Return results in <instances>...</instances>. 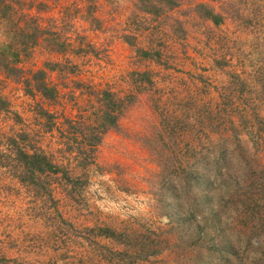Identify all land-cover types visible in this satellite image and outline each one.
Segmentation results:
<instances>
[{
	"label": "rangeland",
	"instance_id": "374dc122",
	"mask_svg": "<svg viewBox=\"0 0 264 264\" xmlns=\"http://www.w3.org/2000/svg\"><path fill=\"white\" fill-rule=\"evenodd\" d=\"M15 1L68 44L49 50L39 36L17 63L20 80L0 70V264L237 263L215 261L224 242L243 263L264 264V187L221 164L224 184L208 172L203 201L175 176L208 169L218 129L239 145L227 150L233 161L241 150L264 162V0H180L157 11L139 0ZM199 1L222 21L202 19ZM8 29L0 22V37ZM38 69L52 100L26 91L22 78ZM102 91L111 93L103 102ZM104 111L116 125L102 130ZM64 118L89 127L60 134ZM13 137L53 166L27 165ZM170 184L178 216L166 205Z\"/></svg>",
	"mask_w": 264,
	"mask_h": 264
},
{
	"label": "trees",
	"instance_id": "16d2710c",
	"mask_svg": "<svg viewBox=\"0 0 264 264\" xmlns=\"http://www.w3.org/2000/svg\"><path fill=\"white\" fill-rule=\"evenodd\" d=\"M35 1V0H34ZM144 2L143 8H158L157 10L164 8V3L167 4L169 8H172V6H177L180 4V0H158V4L156 5L153 3L152 0H139ZM17 3V6H14L11 0H0V22H4L8 26V36L3 34L0 37V70L5 73V75L12 76L16 80L21 79V73L22 69L17 66V63L21 60V58L26 57L29 54V51L31 47L37 42V39L39 36L42 37V40L45 41L44 47H46L49 50H62L65 46H67V42L65 40H62L60 38L61 33L59 30H51L48 28H41L37 24V21L34 17L29 16L27 13H24L22 11L21 5ZM195 11L196 9L203 10V13L201 11V14L199 15L202 17V19H209L213 23L218 24L223 19V14L221 12H217L213 10L210 6H207L205 2L199 1L195 3ZM145 12L146 9H144ZM57 63H52V66ZM44 71L41 69H38L31 78H22L25 82V87L27 88L26 91H35L39 93V96L42 97L45 100H52L55 96V90L53 87L48 86L46 82L43 80ZM33 80V81H31ZM103 93V91H102ZM111 95L110 92H104L101 95V100L103 102V99L109 98ZM7 107V102L4 101L0 97V110H5ZM41 112L46 115H44V120L48 123V129H51L53 126V121H50L51 119L47 115V111L41 110ZM105 117L104 121L102 120L101 123L97 125V127L102 130H105L107 128L113 127L116 125L115 122V116L113 114L108 113L107 111H104L102 113ZM107 116V117H106ZM115 124V125H114ZM61 125L63 126V131L59 130V133L62 134L65 132H69L71 130H76L77 133H79L77 130H81L82 127L88 128L87 123L84 122H75L70 121L67 118L62 119ZM219 126H222V121L217 122L215 125V130L218 129ZM74 128V129H73ZM80 128V129H78ZM221 134L220 130L218 129L217 132ZM60 133V134H61ZM220 134H217L219 140L217 142V150L215 151L214 155L212 156L213 160H207L202 166L207 167L208 169H204L202 171H198L195 168H188L187 170L182 172V175L180 178L176 174L175 176L178 178L177 183L181 182L182 188H186L189 191L192 188H199L200 187V199L203 201H206V195L204 193V190L207 189L209 185L211 184L209 176L212 175L208 172H214L215 173V179L217 177H220V179H217V182H215L216 187L223 186L224 184L222 178H221V164H232L235 163V166L238 165L239 167V174L238 175V181L245 182L247 180L252 181L251 184H255L258 186V188L262 189L264 187V178L262 177V173H264V162L260 163L257 160V157L254 156L253 153H247L245 151V154L241 155L242 151L240 150V155L238 154L237 157H234L233 161V155L229 154L227 152L228 148L232 147V149L239 148L238 144H231V143H225L222 141V136ZM24 135H18L19 139L22 140ZM72 139V138H71ZM84 139V138H81ZM68 139L66 138L65 141H63L64 145H66V141ZM85 143L91 147V145L95 144L97 139L96 137H86L84 139ZM11 146L14 149L15 153H18L25 163L29 166H37L40 170H44V168L49 169L53 165L50 164L48 158L45 156V154L41 151V149H33L30 152H27L24 149H21V147L18 146V142L16 139L10 138ZM67 148V147H66ZM215 170V171H214ZM236 174V173H235ZM236 181V180H235ZM236 181V183L238 182ZM249 181V182H250ZM248 185V184H247ZM172 187L170 191L171 195V201L169 203H166L167 208H171V212L174 216L179 215V209L182 208V203L180 200V193L178 192V188L175 186V184H170ZM169 186V187H170ZM206 190V191H207ZM224 190H228L227 188H224ZM264 191V190H263ZM262 191V192H263ZM187 216H193L191 213H186L185 217L181 219L182 223L183 221H187ZM215 218L217 217V213L215 212ZM195 218V215H194ZM221 244H215V261L219 257L221 259H224L223 261L225 263H228L230 259L235 258L237 260V263L232 264H245L243 263V259L238 256V254L234 253L232 251V247L228 243ZM208 250V249H207ZM209 251V250H208ZM218 256V257H217ZM231 257V258H230ZM220 259V260H221ZM200 261L198 264H201ZM197 264V263H196ZM203 264V263H202Z\"/></svg>",
	"mask_w": 264,
	"mask_h": 264
}]
</instances>
